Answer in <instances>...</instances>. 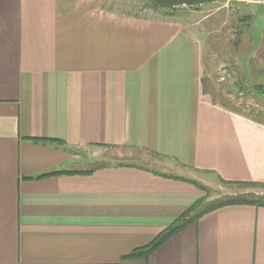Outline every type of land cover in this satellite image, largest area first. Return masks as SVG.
Segmentation results:
<instances>
[{
  "label": "crops",
  "instance_id": "0c3cea01",
  "mask_svg": "<svg viewBox=\"0 0 264 264\" xmlns=\"http://www.w3.org/2000/svg\"><path fill=\"white\" fill-rule=\"evenodd\" d=\"M237 1L264 67V3ZM185 8L0 0V264H264L247 205L125 258L205 197L187 180L264 184V122L208 92V16Z\"/></svg>",
  "mask_w": 264,
  "mask_h": 264
},
{
  "label": "rangeland",
  "instance_id": "374dc122",
  "mask_svg": "<svg viewBox=\"0 0 264 264\" xmlns=\"http://www.w3.org/2000/svg\"><path fill=\"white\" fill-rule=\"evenodd\" d=\"M101 1L108 9L139 16H149L155 10L150 0ZM160 10L163 12L169 9L159 8L156 11L161 12ZM192 10H200L203 12L201 16H208L205 53L208 74L205 84L208 92L214 93L223 105L243 113L248 114V111L253 110L264 113V99L250 85L264 83V67L252 59L262 25V17L256 6L248 8L237 0H221L198 5ZM206 187L209 193L207 195L204 192L202 208L227 196L243 193L264 195L262 188L230 187L219 182Z\"/></svg>",
  "mask_w": 264,
  "mask_h": 264
},
{
  "label": "trees",
  "instance_id": "16d2710c",
  "mask_svg": "<svg viewBox=\"0 0 264 264\" xmlns=\"http://www.w3.org/2000/svg\"><path fill=\"white\" fill-rule=\"evenodd\" d=\"M151 1V6L155 9L158 10L160 7L157 6L152 0ZM195 8L197 6H194ZM194 7H189L190 9ZM184 7H178V8H172L169 10H165L163 12H170L173 10H179ZM162 12V10H160ZM252 85L253 89L256 91V93L264 99V83H259V84H250ZM260 112V113H259ZM264 112V110H263ZM248 116H251L253 119L259 122H264V113L262 111H248V114L245 113ZM57 173H49V174H44L40 175L37 177V179L50 176V175H55ZM194 184L196 187H198L200 190L205 192L207 195L209 193L208 187L198 183L197 181L193 180H187ZM223 185L226 186H238L241 188H262L264 189V184L261 183H234V182H226V181H221ZM205 199V198H204ZM200 200L196 205H194L185 215L180 217L179 219L176 220V222L165 229L162 233H160L150 244H148L145 247L139 248L134 250L131 254H129L127 259H135V258H148L151 254L156 252L164 243H166L169 239H171L173 236L177 235L181 231H183L186 227H188L190 224L195 223L198 221L201 217H203L206 214H209L215 210L229 207V206H242V205H247V206H254V207H263L264 208V195H258L256 193H243V194H237V195H232V196H227L226 198H222L214 202L210 206H206L202 208V203L203 200Z\"/></svg>",
  "mask_w": 264,
  "mask_h": 264
},
{
  "label": "water",
  "instance_id": "95a60500",
  "mask_svg": "<svg viewBox=\"0 0 264 264\" xmlns=\"http://www.w3.org/2000/svg\"><path fill=\"white\" fill-rule=\"evenodd\" d=\"M157 6L163 9H172L178 7H194L198 5L209 4L221 0H152ZM249 3H264V0H241Z\"/></svg>",
  "mask_w": 264,
  "mask_h": 264
}]
</instances>
